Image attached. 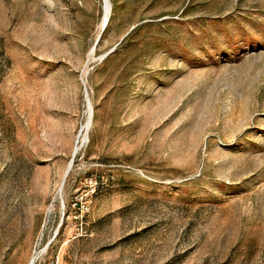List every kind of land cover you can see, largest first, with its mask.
I'll use <instances>...</instances> for the list:
<instances>
[{
  "label": "rangeland",
  "instance_id": "1",
  "mask_svg": "<svg viewBox=\"0 0 264 264\" xmlns=\"http://www.w3.org/2000/svg\"><path fill=\"white\" fill-rule=\"evenodd\" d=\"M0 0V264H264V0Z\"/></svg>",
  "mask_w": 264,
  "mask_h": 264
},
{
  "label": "bare ground",
  "instance_id": "2",
  "mask_svg": "<svg viewBox=\"0 0 264 264\" xmlns=\"http://www.w3.org/2000/svg\"><path fill=\"white\" fill-rule=\"evenodd\" d=\"M109 10H110V2L109 0H105V16H104L105 24L107 23L106 21L108 20L107 18H108Z\"/></svg>",
  "mask_w": 264,
  "mask_h": 264
},
{
  "label": "water",
  "instance_id": "3",
  "mask_svg": "<svg viewBox=\"0 0 264 264\" xmlns=\"http://www.w3.org/2000/svg\"><path fill=\"white\" fill-rule=\"evenodd\" d=\"M107 22V21H106Z\"/></svg>",
  "mask_w": 264,
  "mask_h": 264
}]
</instances>
